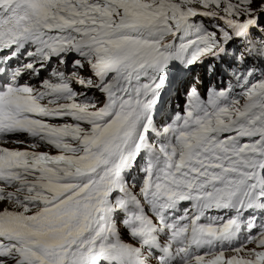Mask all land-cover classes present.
Returning <instances> with one entry per match:
<instances>
[{"label":"snow or ice","instance_id":"snow-or-ice-1","mask_svg":"<svg viewBox=\"0 0 264 264\" xmlns=\"http://www.w3.org/2000/svg\"><path fill=\"white\" fill-rule=\"evenodd\" d=\"M0 264H264V0H0Z\"/></svg>","mask_w":264,"mask_h":264}]
</instances>
